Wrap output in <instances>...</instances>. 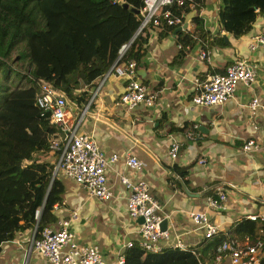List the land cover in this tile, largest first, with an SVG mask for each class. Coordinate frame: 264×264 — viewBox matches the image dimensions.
<instances>
[{
    "label": "crops",
    "instance_id": "crops-1",
    "mask_svg": "<svg viewBox=\"0 0 264 264\" xmlns=\"http://www.w3.org/2000/svg\"><path fill=\"white\" fill-rule=\"evenodd\" d=\"M220 2L203 0L198 13L195 10L201 28L191 19L186 29L175 33L177 27L164 31L155 26L148 28L149 37L137 63V79L152 96L150 105H123L120 95L125 80L110 70L96 77L90 86H82L86 96L79 106L68 104V120L74 125L78 122L77 133L91 137L106 156H119L106 169L112 198L100 200L71 178L56 173L63 193L53 206L55 220L46 226L57 227L61 220H68L75 241L99 250L107 264H115L119 256H125L131 248L127 242L139 238L141 220L127 213L128 191L118 179L121 173L133 181L148 183L169 235L160 240L161 249L173 247L177 240L184 244L182 250L194 251L206 245L204 231L188 216L191 210L207 211L218 229L214 236L230 235L236 222L250 216L264 224L260 219L264 215V149L242 150L248 138L264 140L263 112L249 106L254 96L264 101V47L250 46L257 35L264 33V14L256 16L248 31L234 36L220 26ZM179 31L188 32L193 44L184 47L178 43ZM180 51L182 57L178 59ZM202 51L204 58L200 56ZM240 59L247 60L253 69L250 84H238L231 96L215 106L192 102L202 81L211 74L223 73L230 62ZM63 136L64 132L57 129L50 137ZM173 141L179 147L175 159L169 155ZM49 146L53 149L43 157L55 168L60 149L52 147L51 142ZM126 154L137 156L142 168H128L124 164ZM173 166L185 174L179 176ZM219 191L227 196L225 207L211 209L207 198L216 197ZM35 226L17 231L12 239L0 244V264H50L33 248ZM236 239L250 242L247 237ZM261 252L258 262L264 255ZM199 264H213V258L206 253ZM222 264H229L227 257Z\"/></svg>",
    "mask_w": 264,
    "mask_h": 264
},
{
    "label": "trees",
    "instance_id": "trees-1",
    "mask_svg": "<svg viewBox=\"0 0 264 264\" xmlns=\"http://www.w3.org/2000/svg\"><path fill=\"white\" fill-rule=\"evenodd\" d=\"M142 1L0 0V244L17 231L33 227L42 208L39 235L55 220L53 206L63 193L58 175L52 178L54 164L43 157L53 149L50 136L58 128L50 122L49 112L37 105V93L47 84L79 106L86 96L82 86H90L117 61L140 62L148 28L154 26L136 34L140 17L131 8L139 10ZM202 1L188 0L183 6L169 8L185 17L192 10L198 13ZM220 1V26L234 36L248 31L256 16L264 14V0ZM191 21L202 27L198 14ZM155 27L162 31L173 28ZM176 40L184 47L194 42L188 32L181 31ZM172 169L179 176L185 174L176 166ZM229 234L213 236L194 251L166 247L152 252L134 246L125 251L124 264H199L206 253L214 258L227 237H247L251 243L260 240L259 251L264 252L262 221L242 218ZM258 264H264V255Z\"/></svg>",
    "mask_w": 264,
    "mask_h": 264
},
{
    "label": "built area",
    "instance_id": "built-area-1",
    "mask_svg": "<svg viewBox=\"0 0 264 264\" xmlns=\"http://www.w3.org/2000/svg\"><path fill=\"white\" fill-rule=\"evenodd\" d=\"M188 0H143L139 9L140 25L136 34L150 24L154 26L178 27L183 24L184 17L174 14L169 8L173 4L183 6ZM163 8V10H161ZM161 10V11H160ZM254 44L264 47V33L255 37ZM201 58L205 53L200 52ZM115 75L125 80V88L120 95L123 105L134 107L145 102L150 105L152 96L148 94L147 87L137 79V63L129 59L120 64L114 63L110 69ZM254 79V72L247 60L240 59L230 62L223 73L211 74L201 82V90L192 97V102L198 106L211 107L223 103L231 96L240 83L250 84ZM37 105L49 112L50 122L53 123L64 136L60 139H51V146L60 149V155L55 165L56 173L71 178L77 184L85 187L93 196L108 201L112 192L107 186L106 169L109 162L116 161L118 154L106 156L97 143L86 134H78V122L74 125L68 120V101L53 88L42 85L36 95ZM252 109L259 108L263 112L264 101L254 96L249 102ZM178 143L173 141L169 148L172 159L177 157ZM264 149V140L257 142L248 138L242 144V150L249 152ZM124 164L132 170H140L142 162L133 154H126ZM120 183L128 191L126 200L127 213L132 218H142L139 227V238L127 242V247L138 245L146 251L157 252L161 249L159 242L168 238L167 231L161 230L160 224L164 215L157 211L160 209L150 193V188L144 180H131L126 174L118 176ZM227 196L219 191L216 197L207 198V206L211 209L222 210L225 207ZM190 220L204 231L206 239L217 233V226L210 222L206 210H191L188 213ZM256 216H250L255 219ZM264 219V215L261 216ZM69 221L61 220L57 227L45 226L39 235L33 236V248L38 251L50 264H107L102 253L90 246L77 243L69 230ZM173 247L184 248L181 240L172 244ZM262 241L255 243L238 241L227 237L217 247L213 264H222L227 257L229 264H258L259 248ZM115 264H124V255L119 256Z\"/></svg>",
    "mask_w": 264,
    "mask_h": 264
},
{
    "label": "water",
    "instance_id": "water-1",
    "mask_svg": "<svg viewBox=\"0 0 264 264\" xmlns=\"http://www.w3.org/2000/svg\"><path fill=\"white\" fill-rule=\"evenodd\" d=\"M119 3H120V5L123 6L124 8H129V4H128L127 2H125V1H120ZM131 9H132L134 12L139 13V10L134 9V8H131ZM195 14H196L195 10H192L190 13H188V14L184 17L183 24H182L181 26H178L177 28H175L174 33L177 32L178 30L186 29V28H187V25H188V21H189V19H191L192 17H194ZM259 14H260V13H259ZM139 17H140V15H139ZM46 85H47V84H46ZM47 86H49V85H47ZM49 87H50V86H49ZM54 90L56 91V89H54ZM57 92H58V91H57ZM69 103H70V105H72L71 102H68V104H69ZM55 174H56V171H55V169H54L53 174H52V178L55 176ZM45 200H46V198H45ZM41 212H42V211H41ZM41 212H40V213H41ZM139 219H140L141 222H142V218H139ZM37 227H38V221H37L36 226H35V230H34L35 232H34V235H35V233H36ZM160 227H161V230H165V227H166V220H165V219L161 222Z\"/></svg>",
    "mask_w": 264,
    "mask_h": 264
},
{
    "label": "rangeland",
    "instance_id": "rangeland-1",
    "mask_svg": "<svg viewBox=\"0 0 264 264\" xmlns=\"http://www.w3.org/2000/svg\"><path fill=\"white\" fill-rule=\"evenodd\" d=\"M26 83V82H25ZM55 162V161H54Z\"/></svg>",
    "mask_w": 264,
    "mask_h": 264
}]
</instances>
